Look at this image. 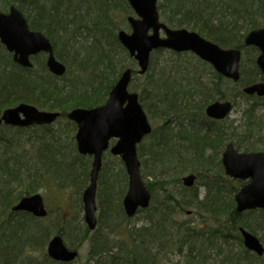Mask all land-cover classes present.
Returning <instances> with one entry per match:
<instances>
[{
	"label": "trees",
	"instance_id": "obj_1",
	"mask_svg": "<svg viewBox=\"0 0 264 264\" xmlns=\"http://www.w3.org/2000/svg\"><path fill=\"white\" fill-rule=\"evenodd\" d=\"M216 1L235 6V13L247 21L249 31L264 25V0H158V11L163 23L170 28L188 27L221 48L245 50L243 42L237 39L238 30L234 25L229 26L225 22L212 24ZM14 2L30 29L41 32L50 40L54 53L59 52L60 61H65L67 56L73 71L69 67L65 76L56 78L47 71L45 62L37 57L32 69H24L16 65L12 56L0 45V115L5 109L21 103L64 114L72 109H91L103 104L123 71L133 66V60L117 40L120 21L124 22L132 14L128 3L125 0ZM253 6L255 10H251ZM120 56L122 59H119ZM126 60L128 64L124 63ZM240 72L241 80L235 84L234 98L237 95L244 97V86L262 80L254 65L250 73L243 69ZM210 74L213 79L204 80L201 73L175 66L167 71L161 69L156 75H145L143 83L132 87L149 120L160 122L147 138L149 144L142 143L137 148L138 158L145 160L141 166L145 168L146 187L152 195L150 207L141 211L145 213L147 222L140 228L131 227L125 215L122 216L126 221L123 227L114 224L113 216L119 214L122 207L119 203L114 206L112 196L120 201L126 191V177L120 181L117 175L107 177L103 174L104 168L98 179L97 191L102 214L93 233L85 227L82 236L73 239L71 231L76 229L71 223L63 226L59 214L53 216L49 212L46 219H35L30 215L12 213L13 205L23 197L38 193L49 180L63 189L75 188L77 179L73 166L76 164L71 155L82 158L75 152L73 144L69 149L59 143L54 136L57 131L51 130L52 133L31 145L34 154L31 153L27 159L25 144L21 140V134L26 130L2 127L0 264H39L32 258V249L41 250L53 234L68 241L74 250L88 240V264H161V257L170 251L181 256L183 264H250L254 259L259 260L242 248L238 229L248 228L251 233L256 232V228L264 231V226L258 227L264 224V211L237 215L233 199L236 187L232 185L226 189L219 180L223 172L216 157L225 146L226 138L235 136V129H231L233 132L229 135L230 129L222 122L211 121L205 116L204 110L210 103L229 98L221 85L224 83L228 87L229 81L213 70ZM139 80L133 72L132 81ZM253 112L252 109L250 115ZM65 123L66 133H70L69 137L73 136L75 125ZM51 127H45L46 132ZM243 132L258 135L264 148V113L254 118L253 123L248 122ZM215 159L219 174L212 180V176L205 174L213 170ZM188 171L196 173L197 180L201 181L199 184L207 189L202 201H198L195 187L183 188L184 193L190 196H182L180 201H175L168 190L170 185H179L180 177ZM25 180H28V185H24ZM119 185L123 187L122 193ZM17 186L21 190L13 196V187L16 189ZM227 192L229 197H223V193ZM105 204L106 214L103 217ZM177 210H189L192 215L202 214L199 215V223L192 226L176 221L174 215ZM255 215L256 218H250ZM101 227L109 232L122 230L123 238L115 253L113 246L116 245H111L109 237L99 231ZM230 239L241 248L242 256L226 249ZM222 256L223 259L219 260ZM42 257L45 264H60L50 261L43 253Z\"/></svg>",
	"mask_w": 264,
	"mask_h": 264
},
{
	"label": "water",
	"instance_id": "obj_2",
	"mask_svg": "<svg viewBox=\"0 0 264 264\" xmlns=\"http://www.w3.org/2000/svg\"><path fill=\"white\" fill-rule=\"evenodd\" d=\"M126 1L135 17L126 19L130 33L120 31L117 38L130 58L137 63L138 76L148 71L153 51L169 50L191 53L209 64L221 77L233 83L239 82V50H225L197 33L168 28L160 21L157 0ZM0 44L13 55V61L23 68H31L30 57L43 53L47 55L46 68L51 74L62 77L66 72V67L54 57L50 41L42 33L31 31L23 14L15 7H11L7 14L0 12ZM244 46L258 49L256 66L264 75V29L248 33L244 38ZM131 76L130 69L121 74L103 105L88 110L75 109L66 115L70 122L76 124L78 154L92 157L89 183L82 194L83 221L89 231H94L97 226V180L102 167V155L108 150L110 141H116L110 148V154L121 159L128 178L126 194L122 200L125 215L132 218L138 210L147 209L151 202V194L140 173L137 145L151 134L152 127L139 104L138 95L128 91ZM243 93L262 98L264 83L247 86ZM231 109L229 102H215L205 109V114L209 119L222 121ZM59 116V113L39 111L28 104H19L2 112L0 127L2 124L17 128L50 126ZM221 164L227 177L246 182L234 197L236 214L264 211V152L239 153L232 144H228L222 154ZM195 181L196 177L192 174L181 180L186 188H192ZM12 211L29 213L40 219L47 216L43 200L38 194L21 199ZM185 214L190 216L191 212L186 211ZM239 231L244 248L262 257L264 247L258 238L243 229ZM47 256L55 262L71 263L77 259L78 252L68 250L62 238L54 236L47 245Z\"/></svg>",
	"mask_w": 264,
	"mask_h": 264
},
{
	"label": "rangeland",
	"instance_id": "obj_3",
	"mask_svg": "<svg viewBox=\"0 0 264 264\" xmlns=\"http://www.w3.org/2000/svg\"><path fill=\"white\" fill-rule=\"evenodd\" d=\"M10 6L17 7V3H15L14 0H0V11L1 12L3 13L7 12ZM214 8L216 11V15L213 17L212 24L217 25L218 23L225 22V23H228L229 26L234 25V27L238 30L237 39L243 42L244 37L250 32L249 31L250 27L246 20L241 19V16L235 13V6L230 7L226 5V3L216 1L214 3ZM251 10H255V7L253 6ZM120 23H121L120 30L125 31L126 33H129L130 29H129L127 22L124 20V22L120 21ZM262 27H264V25ZM185 29L188 31H192L188 27H185ZM193 32H196V31H193ZM252 50H255V52ZM241 52H242L241 53L242 54L241 70L242 69L247 70V72L250 73L252 66L253 65L255 66V59L258 55V52L254 48H245V50H241ZM58 53H59L58 51L54 53L56 58H59ZM65 55L66 54H64V56ZM37 58H39V60H41L42 62H45V57L43 55H39ZM119 59H122V57L120 56ZM64 60L65 61H60V62L66 65L67 68L70 67V71H73L72 67L70 66V61L67 58V56L64 57ZM120 61H123V60H120ZM198 61L199 60L197 59V57H195L194 55L190 53L176 54L171 51L154 52L150 56L149 70L145 75H156L159 73L161 69H164L165 71H167V69L170 67L184 66L186 68L191 69L192 71H195L196 73L197 72L201 73V75H203L204 80L211 79V78L213 79L212 75L210 74V70L212 69L206 66L205 63L200 64ZM32 62L34 65L36 64L35 59H32ZM124 63L128 64L129 62L126 60L124 61ZM131 65H133L131 68L132 70L134 71L138 70V67L136 66V62L133 61ZM145 75L141 77L139 76L140 80L137 82L132 81V83L130 84V91H132V87H134L135 85L141 84L144 82V80L142 79L145 77ZM68 78H69V75H68ZM262 81L264 82V78ZM60 83H62V81H60ZM221 85L223 86L224 89H226V92L229 95V98H227L226 100L231 102L232 104V111L229 117L226 118V120H224L222 123L224 124L225 127L230 129L228 130L229 135H231V132H233L231 129H235L234 131L235 136H232V139L226 138V140L224 141L225 142L224 145L226 146L228 143H232L235 149L242 153L245 152L246 149L249 150L248 152H264V148H262L263 146L261 142H259L260 138L258 135L252 134L253 136H251L249 133L243 132L245 131V125L248 122L253 123L254 118H258L262 115V113H264V100H256V99H251L245 96L241 97L239 95H237V97L234 98L233 95H234V91L236 92L235 90L236 85L233 84L231 81H229L228 87L225 86L224 83H221ZM217 101H220V100H217ZM252 109L254 110V112L250 115V112L252 111ZM61 120H59L56 125L54 124L48 132H46V128L43 127V128L26 129V131L23 134H21V140L23 141L22 144H25V155L27 159L30 157L31 153L34 154V150L31 147V145H35L39 139L42 140V137H44V135H48L51 132V130L57 131L54 136L58 139L59 143L64 144L69 149H70V144H73L76 150V144L74 140L76 130L74 131L73 136L69 137L70 133L69 132L66 133L67 126H66L65 121L67 120L65 119L63 121ZM150 122H151L153 129H155L158 125H160V122L154 123L152 122V120ZM143 144L148 145L149 139H146ZM225 146L222 148L220 154L216 157V159H218L220 163H221V154ZM253 149H255V151H253ZM75 152L77 153V151ZM71 158L76 164L75 166H73V169L75 170V177L77 179L76 187L75 188L70 187V188L63 189L57 186L54 181L49 180V183H47L46 186H43V188L39 190L38 194H40L41 197L43 198V201H44V204L47 210L50 213H52L53 216L59 214L60 218L63 219V222H62L63 226L67 225V223L68 224L71 223L72 227L76 229L75 231H71L73 235L72 238L78 239L80 238V236H82L83 234L82 232L85 228V224L83 221V208H82L81 197H82L83 191L85 190L89 182L88 176H89V171H90L91 159L89 157H81L82 159H79L74 154L71 155ZM214 158L215 157H213V159ZM216 159L213 162L215 164L213 165L214 167L213 170L210 173L205 174L207 176H212V180L217 176V174H219L218 169L215 168L217 165ZM139 160H140V163H142L144 159H139ZM103 168H104L103 172L105 171L103 174L106 175L107 177L108 176L115 177V175H117L118 176L117 179L118 181H120L125 176L124 165L120 161V159L112 157L108 154L103 157ZM140 169H141L142 179L144 183L146 184L147 177L144 172L145 168L141 166ZM189 173L196 175V173L188 171L184 173L180 178H182L183 176ZM219 180H222L223 182L222 185L223 187H226V189L230 188L233 185L236 187L238 191L239 188L243 185V182L233 181L229 177L225 176L224 173L222 174V177ZM200 182H201L200 179H198L195 185V188L198 191V201H202L207 192V189L202 187L201 184H199ZM124 184L126 185V188H127V179H126V182H124ZM24 185H28V180H25ZM183 188L184 187L182 186L181 182L179 185L168 186V190L174 196L175 201H180L182 196H188V197L190 196V194L184 193ZM20 190H21L20 186H17L16 189L13 187V191H12L14 193L13 196L18 194ZM119 190H120V193L123 192V187H120V185H119ZM116 193H118V190L116 191ZM124 194L122 195V198ZM229 195L230 194L228 192L223 193V197L225 198H228ZM99 196H100V193H99ZM113 198L115 202L114 203L115 207H116V203H119L121 205L122 198L120 199V201H118V197L116 198L112 196V199ZM98 201L99 199L97 195V202H96L97 218H99L100 214H102V209H100L98 205L100 201L99 203ZM193 203H196V201H193ZM105 211H106V204L103 209V212H104L103 217L106 214ZM185 211H182V212L178 210L176 211L174 215L175 216L174 218L176 219V221L188 223L192 226L197 225L200 220L199 215H202V214L187 216L185 214ZM203 215L206 216L204 213ZM122 216H124L123 210H120L119 214L113 216V220L115 222L114 224H119L123 227L126 221L124 220V217ZM256 216L257 215L251 216L250 218H256ZM19 219L22 220V218H19ZM128 220L130 221L131 227L134 226L135 228H140L141 226L145 225L147 222L144 212H139L134 218L128 219ZM263 226L264 224L258 227H263ZM246 230L249 231L248 228ZM99 231L102 232L103 235H106L109 237L111 241V245H116V246H113L114 247L113 253L118 251L119 241L123 238L122 230L118 229V230H114L113 232L111 231L109 232V230L103 229V227H101ZM255 231L256 232L252 234L255 235L264 246V231L261 228H256ZM54 235L56 234H53L52 236ZM52 236H50V238ZM63 240L65 241L66 246L71 248L69 245V242L66 241L65 239ZM228 243H229V246L226 248L227 250H232L235 253V255L237 254V255L242 256L241 248L236 244L235 241L230 239ZM46 245L41 250L32 249L33 251L32 258L35 259L36 262L39 264H45L44 257H42V253L46 254ZM88 245H89L88 240L81 242V245L79 246L80 248H78L79 259L74 264H88V258H87L88 257L87 256L88 255L87 254ZM242 248L244 249L243 246ZM222 259H223V256L219 258V260H222ZM182 260L183 259L181 256L170 251L168 254H165L163 257H161L160 262L161 264H183ZM249 263L250 264H264V257L260 258L259 260L254 259L253 262H249Z\"/></svg>",
	"mask_w": 264,
	"mask_h": 264
}]
</instances>
